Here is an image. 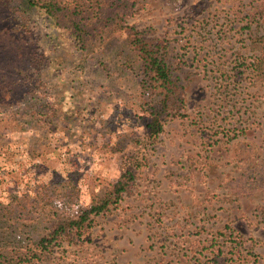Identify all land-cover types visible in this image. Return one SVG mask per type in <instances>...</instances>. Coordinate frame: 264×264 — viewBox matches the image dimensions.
<instances>
[{
  "label": "rangeland",
  "instance_id": "374dc122",
  "mask_svg": "<svg viewBox=\"0 0 264 264\" xmlns=\"http://www.w3.org/2000/svg\"><path fill=\"white\" fill-rule=\"evenodd\" d=\"M13 13L0 7L2 52L19 47L18 28L7 29ZM29 19L34 54L13 78L26 79L31 93L26 104L0 106V244L42 239L58 217L88 208L94 194L118 179L125 156H135L147 157L148 165L137 172L141 181L124 201L125 212L97 217L93 243L79 248L62 242L50 264H156L170 256L160 237L172 235L187 254L193 253L188 241L195 253L209 246L210 258L197 263L200 254L187 258L180 251L175 262L164 264H264V189L236 200L231 187L236 179L241 185L253 181L232 161L236 147L255 156L242 165L264 168V80L258 70L264 72V0L139 1L129 24L165 47L183 100L174 111L181 116L170 117L149 148L138 145L147 129L141 77L123 64L126 34L76 51L68 32L53 31L34 15ZM161 208L167 229L152 217ZM229 238L235 239L229 247L243 243L248 262L219 256Z\"/></svg>",
  "mask_w": 264,
  "mask_h": 264
},
{
  "label": "trees",
  "instance_id": "16d2710c",
  "mask_svg": "<svg viewBox=\"0 0 264 264\" xmlns=\"http://www.w3.org/2000/svg\"><path fill=\"white\" fill-rule=\"evenodd\" d=\"M139 1L91 0L88 6H80L66 3L63 0H0V7L7 5L8 9H13L16 12V15L13 13V17L9 20L7 29L15 33L14 30L18 28L17 32L21 35L19 47L16 51L9 49H5L3 52L0 51V57L6 53L10 54L0 61V63L4 62L2 68L0 67V106L6 108L7 106H13V104H26L28 98L26 96L31 93V88L26 79L20 82L13 78L19 64L34 54L33 44L31 43L34 37L28 33L26 25L30 21V15H34L53 31L68 32L76 51H86L90 46H98L102 41L112 36L126 34L125 50L127 54L124 56L125 61L123 64L127 71L138 73L141 77L139 82L142 91L140 112L146 120L145 126L147 129L146 138L143 141L139 139L138 145L142 144L143 147L149 148L155 144L165 133V125L168 119L173 115L181 116L179 111L178 114H175L174 111L183 106V100L180 98L179 87L174 81L171 69L164 58L165 47L161 43L152 45V42L145 40L134 25L129 24V20L137 12ZM261 68L259 66L258 70L260 77L264 80V72ZM34 98L36 97L34 96ZM38 101L40 102L41 99L38 98ZM2 110H0V116H2ZM138 145L136 147H139ZM235 149L238 157L233 158L232 161L234 160L237 164H240L245 170L246 173L242 176L248 175V178L253 180L251 184H248V181L245 180V184L241 185L239 180L236 179V182L231 184L237 195L236 200H239L242 192L255 193L256 189H264V186H262V183L264 184V168L259 164L251 166L249 169L246 168L242 164L248 163L250 159L254 160L255 156L249 150H242L239 147ZM240 153H244L245 156L241 157ZM142 159L135 158V156H125L123 163L120 165L121 174L118 179L100 193L94 194L88 208L81 209L74 216L58 217L55 227L49 229L42 239L21 243L5 241V243L0 244V264H50L49 257L56 247L61 246L62 242H67L72 246L79 245V248H86L89 243L92 244V230L95 227L97 217H106L114 211L125 212L124 201L133 193V189L141 181L137 172L148 165L147 157H142ZM154 204L155 201L152 202L153 206ZM4 209L6 208H2V214ZM152 217L161 229H167L164 222L166 216L162 208L157 210ZM173 237V235L168 236L165 240L160 237L159 244L164 250L170 251V256L167 259L161 256L160 259L156 260V264L175 262V257L179 256L178 252L186 250L177 247V241H174ZM231 240L234 241L235 239L229 238L227 240V247L224 251L222 249L224 245L220 244L219 256L226 255V262L229 260L248 262L241 254L240 247H243V243L238 239L235 242L236 246L229 247ZM188 242H190V250L193 253L187 254L185 251V255L190 258L195 253V247L194 241ZM215 244L216 241L212 242L210 247L215 248ZM155 247L156 245L153 247L154 251H156ZM227 248H229V251H227ZM209 250L210 248L207 246L195 253L194 256L198 254L201 256V259L196 257L197 263H202V258L209 261L210 257L207 255ZM227 255L231 256V259L227 258ZM74 263L78 264L77 261ZM214 263H217V260H214ZM208 264H213V262H208Z\"/></svg>",
  "mask_w": 264,
  "mask_h": 264
}]
</instances>
